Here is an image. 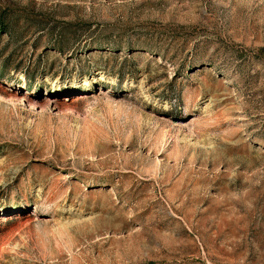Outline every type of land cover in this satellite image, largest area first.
Segmentation results:
<instances>
[{"label": "rangeland", "instance_id": "rangeland-1", "mask_svg": "<svg viewBox=\"0 0 264 264\" xmlns=\"http://www.w3.org/2000/svg\"><path fill=\"white\" fill-rule=\"evenodd\" d=\"M0 264H264V0H0Z\"/></svg>", "mask_w": 264, "mask_h": 264}]
</instances>
